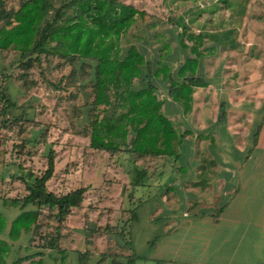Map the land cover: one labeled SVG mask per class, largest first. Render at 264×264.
Instances as JSON below:
<instances>
[{
  "label": "trees",
  "instance_id": "16d2710c",
  "mask_svg": "<svg viewBox=\"0 0 264 264\" xmlns=\"http://www.w3.org/2000/svg\"><path fill=\"white\" fill-rule=\"evenodd\" d=\"M7 2L0 0V59L9 63L0 67V140L15 143L11 163H17L20 171L11 177L20 182L22 190L13 197L4 195L2 201L21 210L11 221L7 236L13 240L23 237L22 241L36 249L17 257L13 264L26 260L31 264H70L71 249L63 246V240L70 217L83 206L90 186L62 193L49 188L57 166V151L49 142L50 124L42 126L25 105L20 106V112L14 111L19 106L10 92L11 79L24 93L42 81L57 90L56 107L63 109L71 133L87 138L91 149L107 152L112 159L127 152L135 162L143 161L137 182L144 185L154 180L155 168L161 162L170 163L181 155L184 137L163 112L165 98L160 97L153 77L167 82L169 97L186 113L190 111L195 88L206 83L197 69L209 49L205 46L208 34L187 29L175 17H169L180 28V57L173 69L170 54L167 60H151L137 44L122 46L124 36L148 15L125 0H19L17 7ZM69 9L73 15H68ZM168 47L167 42L161 49ZM154 62L160 66H154ZM137 81L146 85L135 87ZM38 125V136L32 139L24 135L28 128ZM31 141L48 146L43 155L44 169L36 171L17 160L19 155L35 153L28 147ZM130 211L131 227L137 219V208ZM8 222L0 213V234L6 233ZM130 227L126 234L123 228L108 231L107 237L120 238V246L127 251L108 253L109 264H134L137 254ZM97 230L98 225L82 229L88 241ZM11 246L0 241V264H6ZM76 251L77 264H88L90 253ZM46 255L52 263L45 261Z\"/></svg>",
  "mask_w": 264,
  "mask_h": 264
},
{
  "label": "crops",
  "instance_id": "0c3cea01",
  "mask_svg": "<svg viewBox=\"0 0 264 264\" xmlns=\"http://www.w3.org/2000/svg\"><path fill=\"white\" fill-rule=\"evenodd\" d=\"M241 2L251 11L225 14L206 39L197 69L206 83L195 88L193 108L186 113L168 94L182 150L142 185L154 195L143 192L130 227L134 264H264V0ZM7 143L0 140V170ZM7 183L6 174L0 213L9 222L0 241L12 245L5 262L13 264L36 249L7 236L21 211L3 204L17 194Z\"/></svg>",
  "mask_w": 264,
  "mask_h": 264
},
{
  "label": "rangeland",
  "instance_id": "374dc122",
  "mask_svg": "<svg viewBox=\"0 0 264 264\" xmlns=\"http://www.w3.org/2000/svg\"><path fill=\"white\" fill-rule=\"evenodd\" d=\"M125 1L146 11L148 15L140 19L124 36L121 42L122 46L126 48L132 43L137 44L145 50L147 58L151 60H167L170 54L171 57L168 59L173 69L178 65L177 57H180L177 40L180 28L171 23L168 20L169 17H175L180 25H184L185 28L204 32V34H208L210 40H214L215 38L209 36L214 35L212 29L218 28L217 25L221 23L220 19L225 14L232 17L241 8H246L249 12L252 9V5L243 4L241 0ZM7 4L17 7L19 0H8ZM73 13V10L69 9L68 15H73ZM167 42L169 47L161 49ZM3 65H9V63L0 59V67ZM153 65L160 66L156 62ZM153 79L156 81L155 84H157V90L161 94L160 97L165 98L163 112L174 122L175 117L166 110L168 103L167 82H163L161 78L153 77ZM144 85L146 82L137 81L135 83V87ZM10 92L16 97L19 106L14 110L15 112H20V106L25 105L28 112L42 122V126L45 123L50 124L49 142H53L56 148L57 166L55 176L49 182V188L62 193L80 186H90L83 206L76 209L70 217L66 236L63 240V246L71 249L69 251L70 264H77L76 250H86L90 253L88 264H109L108 253L120 254L127 251L123 246H120L122 243L120 238L112 235L107 237L108 231L123 228L126 234L130 227V209L136 210L141 200L145 198L143 192L149 193V191L146 192L147 189L143 190L142 185L137 182V180L139 181V171L144 168L143 161L135 162L127 152L112 159L107 152L91 149L88 146L89 140L87 138L72 134L69 123L65 121L63 109L56 107V98L59 92L55 89H49L45 82L42 81L34 90L24 93L20 89L19 83L11 79ZM40 129L41 126L39 125L34 126L33 129L28 128L24 135L33 139L39 135ZM21 139L20 136L15 139V142L17 143ZM34 143L31 141L28 147L35 150V153L19 155L20 159L17 160L38 171L46 167L43 155L46 154L48 146L42 142L36 145ZM14 144L13 141L7 143L6 151L10 155L3 160L4 165L0 170V178L6 174L11 175L20 171L17 163H11L15 158L12 154ZM123 145L126 144L123 143ZM6 185L10 187L9 191H12L13 195L22 190V185L18 180L13 181L12 179V183ZM152 190L155 189L152 188ZM148 195H150L149 198L154 194L149 193ZM86 225L87 227L100 226V230L89 236V241L82 231L83 228H87ZM22 253L23 251L20 252V254ZM104 253H106V257ZM103 260L105 261L103 262ZM46 262L52 263L53 261L46 259Z\"/></svg>",
  "mask_w": 264,
  "mask_h": 264
}]
</instances>
